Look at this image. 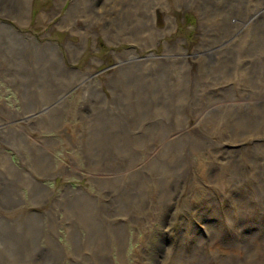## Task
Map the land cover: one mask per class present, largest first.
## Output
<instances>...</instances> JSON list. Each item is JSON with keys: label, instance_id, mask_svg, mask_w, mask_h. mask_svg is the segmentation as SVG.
<instances>
[{"label": "rangeland", "instance_id": "374dc122", "mask_svg": "<svg viewBox=\"0 0 264 264\" xmlns=\"http://www.w3.org/2000/svg\"><path fill=\"white\" fill-rule=\"evenodd\" d=\"M0 2V264L264 263V0Z\"/></svg>", "mask_w": 264, "mask_h": 264}, {"label": "bare ground", "instance_id": "6f19581e", "mask_svg": "<svg viewBox=\"0 0 264 264\" xmlns=\"http://www.w3.org/2000/svg\"><path fill=\"white\" fill-rule=\"evenodd\" d=\"M3 3V2H2ZM2 3L0 2V6L2 5ZM263 4V3H262ZM235 7V6H234ZM263 10V9H262ZM159 16L162 18V15H160L159 14ZM232 17V16H231ZM230 17V18H231ZM142 20V18L140 19V23H138V26L139 27H142V25H143V23L142 22H145L146 21V19L144 20V21H141ZM148 23H150V22H148ZM147 23V24H148ZM150 25V24H149ZM163 27V25L160 27V26H158L157 28H159V29H161ZM142 34V33H141ZM159 35V34H158ZM159 37H160V35H159ZM158 37V38H159ZM161 38V37H160ZM140 40V39H139ZM176 45V44H175ZM178 45V44H177ZM169 50V49H168ZM169 55V54H168ZM152 56H154V54L152 55ZM214 68V67H213ZM257 92V91H256ZM253 93V92H252ZM264 94V93H263ZM261 95V94H260ZM260 95H255V94H251V93H249L248 94V99L247 100H240L241 102H242V105L243 104H249L250 103V101L252 100V99H254V98H262ZM225 98V97H224ZM239 100V99H238ZM263 100V99H262ZM233 102V101H232ZM264 102V101H263ZM231 102H230V100H227V101H223V102H221V104H219L220 106H214L213 107V109H217V111H225V109H224V107H226V108H228L229 110H232V107H231V104H230ZM253 103V102H252ZM256 103V102H255ZM233 104V103H232ZM233 106H235L236 107V105L234 104ZM245 106V105H244ZM234 107V108H235ZM240 107V106H239ZM241 108V107H240ZM228 109H226V110H228ZM242 109V108H241ZM197 114V113H196ZM209 116V115H208ZM199 117V116H198ZM229 118V117H228ZM232 118H235L236 119V117L233 115L232 116ZM232 121H233V119H232ZM232 123V122H231ZM210 124V123H209ZM214 123H212V125H213ZM218 124V123H217ZM212 125H210V126H212ZM236 126H238L239 127V125L237 124ZM209 129V128H208ZM233 130V129H232ZM213 136V135H212ZM213 140V139H212ZM205 143V142H204ZM195 146L196 145H199L200 146V148L203 150V147L199 144V143H195L194 144ZM209 147V146H208ZM239 148H241V146H239ZM205 149V148H204ZM261 149V148H260ZM213 150V149H212ZM264 152V151H263ZM262 152V153H263ZM234 153V152H233ZM231 156H233V155H231ZM234 157H235V155H234ZM231 158H233V157H231ZM251 158H260V160H261V162H260V164L258 165L259 167H256L255 165H254V162H253V166H252V172H247V171H245L244 169H246L244 166H241L240 164H239V162L238 161H236L235 162V170H232L231 171V181H232V183H233V185L238 189V188H240L241 186H245L246 185V183H250V181H248L247 180V176L246 175H252V174H256V179H257V177H258V183H259V186H256V185H253L252 184V189H253V191H254V196L256 195L257 197H255V198H258V199H255V205L260 209V210H262V211H264V198L262 197V196H260L259 195V193H261V194H263V191H264V156H261V155H256V156H251ZM232 160V159H231ZM230 166V165H229ZM210 170V169H209ZM243 170V171H242ZM218 172V170L215 168V171H214V173H217ZM182 173V172H181ZM184 173H186V171L184 170ZM214 173H211L210 171H208L206 168L205 169H203L202 171H200V172H198V173H196V171L194 172L193 171V173L191 174H189V177H188V175L187 174H185L184 176H185V178L187 177L188 178V180H187V182H186V184H187V187H189V190H192L195 186H196V184H198L200 181H205L206 182V179L208 180V182H209V184H218V182H219V180H218V176L217 175H215ZM243 173V174H242ZM219 174H220V172H219ZM215 177H214V176ZM213 176V177H212ZM186 178V179H187ZM254 181V180H253ZM185 184V183H184ZM246 187V186H245ZM249 188V187H248ZM235 189V188H234ZM236 189V190H237ZM241 191V190H240ZM247 191V190H246ZM243 192V191H242ZM245 193V192H244ZM243 193V194H244ZM250 193V192H249ZM252 193V192H251ZM190 194H191V191H190ZM241 194V193H240ZM246 194V193H245ZM164 204H166V203H162L161 205H160V207L157 209V212L156 213H160V214H162V212L163 213H167L168 212V209H167V211L164 209ZM156 206V205H155ZM214 206V205H213ZM140 208V207H139ZM217 208V206H215V209ZM217 210V209H216ZM170 211V210H169ZM156 216H158V215H156ZM149 220V223H150V219H147L145 222H143L142 224L144 225V228L146 229V224L148 225V221ZM261 228H263V227H261ZM221 229V228H220ZM217 230V229H216ZM219 230V229H218ZM262 232V231H261ZM262 234V233H261ZM264 235V234H263ZM263 238V237H262ZM198 242V241H197ZM262 244V243H261ZM245 247L246 248H244V257H243V263L244 264H257L256 263V261H255V259H256V255H258L259 253H262V245H260L259 247L257 246V247H252L250 244H246V242H245ZM199 246V245H198ZM264 249V248H263ZM211 251V250H210ZM217 252V251H216ZM194 255V256H193ZM212 256V255H211ZM255 257V258H254ZM192 258L194 259V262H195V264H201L202 263V261L205 259V260H207V259H209V258H206V256H205V252L202 250V249H195L194 251H193V254H192ZM213 261H216V262H218L219 264H229V263H224L223 262V259L221 258L220 259V255L219 254H214L213 255V259H212ZM181 263V262H180ZM182 264V263H181ZM264 264V263H263Z\"/></svg>", "mask_w": 264, "mask_h": 264}]
</instances>
